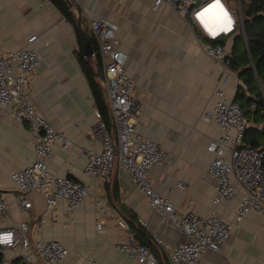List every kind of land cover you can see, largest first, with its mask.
<instances>
[{
	"label": "crops",
	"instance_id": "1",
	"mask_svg": "<svg viewBox=\"0 0 264 264\" xmlns=\"http://www.w3.org/2000/svg\"><path fill=\"white\" fill-rule=\"evenodd\" d=\"M81 1L86 12L82 16L74 12L73 23L50 0H0V47L15 50L25 46L29 36L39 34L35 47L42 62L31 82L33 100L74 140L69 148L55 145L51 169L89 187L88 197L75 211L61 200L52 214L47 213L41 192L31 194L34 204L30 211L20 207L12 174L34 162V144L29 122L17 121L10 114L11 107L0 105V192H5L10 201L9 213L0 216V229L26 221L33 241L59 240L70 252L55 264H87L90 258L102 264H137L126 251L118 249V244L129 240L150 246L161 264H170L169 249L188 240L183 231L161 220L160 212L135 185L129 171L115 167L105 181L85 172L84 150L101 148L91 135L97 102L80 60L84 44L82 48L78 17L92 39L85 16L89 14L119 25L122 46L129 55L128 69L145 112L142 131L165 153L163 162L150 170L155 189L170 197L180 212L192 208L206 217L217 211L233 223L231 237L223 248L206 250L199 264H264V214L253 211L238 218L236 202L215 203L216 190L208 175L215 153L207 146L223 131L206 111L218 101L219 88L227 98H235L239 86L246 88L240 75L244 67H231L230 78L225 81L221 64L206 54L198 35L188 29L175 7L154 8V0ZM241 36L235 35L228 44L232 58ZM84 56L96 79L101 80L100 58ZM262 114L263 118L264 110ZM246 118L250 127L260 130L262 142L260 127L264 119L256 122L253 116ZM109 123L112 128L111 120ZM179 182H185L188 188H178ZM121 217L127 228L120 225ZM99 221L102 228L97 227ZM155 236L164 246L155 241ZM24 252L22 247H4L0 264H25Z\"/></svg>",
	"mask_w": 264,
	"mask_h": 264
},
{
	"label": "built area",
	"instance_id": "2",
	"mask_svg": "<svg viewBox=\"0 0 264 264\" xmlns=\"http://www.w3.org/2000/svg\"><path fill=\"white\" fill-rule=\"evenodd\" d=\"M70 9L82 16L86 12L81 0H68ZM245 0H154V8L162 5L175 7L185 18L188 29L198 35L200 46L206 54L221 64L227 81L230 78L232 49L228 44L232 37L241 34L247 42L244 26ZM216 4L215 15L210 17L206 9ZM84 10V11H83ZM97 48L93 55L102 63L101 85L108 100L110 123L97 106L96 122L92 137L101 145L100 149L86 148L85 172L102 181L107 180L113 169L129 171L135 185L148 197L150 204L161 214L164 223L183 231L188 240L169 249L170 264H199L206 250L219 251L227 243L233 231V223L213 211L201 216L194 209L180 212L173 200L162 195L152 184L150 170L161 164L165 153L157 142L142 131L146 122L141 99L136 94V83L128 69V53L122 46L119 25L104 16L92 18L85 15ZM39 34L29 36L28 42L15 50L4 51L0 47V105L10 108V114L20 122L30 124V135L34 144L35 160L12 174L18 189L17 202L24 210L33 207L31 194L41 192L46 199L47 213H53L61 200H66L71 211L80 207L89 195V187L69 176L56 174L50 165L55 145L63 148L74 145L67 133L57 128L36 106L33 100L32 80L42 62V55L35 47ZM225 37L226 41L221 39ZM219 99L206 111L223 131L212 139L207 148L215 153L210 161L208 175L214 182V202L237 203L238 218L249 212L264 214V139L258 146L245 142L250 122L244 109L235 98L224 96L222 88L217 90ZM264 133V121L260 127ZM178 188L186 189L185 182ZM10 201L5 192H0V216L9 213ZM44 220H42L43 222ZM127 228L124 218H119ZM102 221L97 224L102 228ZM147 225V222H144ZM30 226L20 221L16 226L0 229V250L4 247H22L25 264H55L65 259L70 250L57 239L32 240ZM155 241L164 246L163 240ZM137 264H161L152 248L146 244L129 240L118 244ZM87 264H102L90 258Z\"/></svg>",
	"mask_w": 264,
	"mask_h": 264
},
{
	"label": "trees",
	"instance_id": "3",
	"mask_svg": "<svg viewBox=\"0 0 264 264\" xmlns=\"http://www.w3.org/2000/svg\"><path fill=\"white\" fill-rule=\"evenodd\" d=\"M50 1L73 23H76V15L70 9L68 0ZM244 26L247 42L243 36L240 37V41L236 42L231 67L234 69H239L241 66L244 67L240 75L246 88L242 85L239 86L235 99L244 109L245 116H253L256 122H260L264 119V116L262 118V111L264 110V0L244 1ZM80 39L83 48L82 36H80ZM92 41L94 47L97 48L94 38H92ZM80 60L82 68L90 81L97 106L109 122L110 110L101 81L96 79L94 70L83 52H81ZM259 80L263 85V89L260 86ZM260 135V130L249 127L245 140L250 145L258 146L261 143Z\"/></svg>",
	"mask_w": 264,
	"mask_h": 264
},
{
	"label": "water",
	"instance_id": "4",
	"mask_svg": "<svg viewBox=\"0 0 264 264\" xmlns=\"http://www.w3.org/2000/svg\"><path fill=\"white\" fill-rule=\"evenodd\" d=\"M78 25H79V28L82 32V36L84 39V55L91 57L95 51V48H94V45H93V42H92L90 35L88 34L87 30H85L82 26L81 17H78ZM221 40L226 41V38L223 37Z\"/></svg>",
	"mask_w": 264,
	"mask_h": 264
},
{
	"label": "bare ground",
	"instance_id": "5",
	"mask_svg": "<svg viewBox=\"0 0 264 264\" xmlns=\"http://www.w3.org/2000/svg\"><path fill=\"white\" fill-rule=\"evenodd\" d=\"M215 7L216 4L214 3L206 9V12L210 17H213L215 15Z\"/></svg>",
	"mask_w": 264,
	"mask_h": 264
},
{
	"label": "snow or ice",
	"instance_id": "6",
	"mask_svg": "<svg viewBox=\"0 0 264 264\" xmlns=\"http://www.w3.org/2000/svg\"><path fill=\"white\" fill-rule=\"evenodd\" d=\"M217 3H219V0H216Z\"/></svg>",
	"mask_w": 264,
	"mask_h": 264
}]
</instances>
